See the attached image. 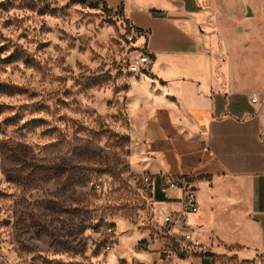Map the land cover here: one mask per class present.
Wrapping results in <instances>:
<instances>
[{"label":"rangeland","instance_id":"rangeland-1","mask_svg":"<svg viewBox=\"0 0 264 264\" xmlns=\"http://www.w3.org/2000/svg\"><path fill=\"white\" fill-rule=\"evenodd\" d=\"M145 36L98 0H0V264H118L163 236L128 110Z\"/></svg>","mask_w":264,"mask_h":264},{"label":"crops","instance_id":"crops-1","mask_svg":"<svg viewBox=\"0 0 264 264\" xmlns=\"http://www.w3.org/2000/svg\"><path fill=\"white\" fill-rule=\"evenodd\" d=\"M102 1L146 35L136 47L150 52L152 67L130 83L128 110L132 131L143 132L148 171L191 178L199 203L187 218L200 244L192 254L163 260L160 247L139 251L136 242L114 257L264 264V0ZM164 193L160 204L178 216L179 194ZM213 240L239 251L202 248Z\"/></svg>","mask_w":264,"mask_h":264},{"label":"built area","instance_id":"built-area-1","mask_svg":"<svg viewBox=\"0 0 264 264\" xmlns=\"http://www.w3.org/2000/svg\"><path fill=\"white\" fill-rule=\"evenodd\" d=\"M139 33L134 28V34ZM144 34V32L142 33ZM152 67V59L150 52L145 51L136 60L130 64V70L132 73L146 74L150 72ZM253 101H256L253 99ZM148 184L152 183V180L148 178ZM163 192L167 190L176 191L179 194V202L181 204V213L178 216L174 215L173 210L161 208L159 211L160 218V231L163 233L162 237L148 238V240H140L135 244L137 250H150V246L153 243L160 244L159 252L160 257L163 260H180L200 246V244L194 239L192 232L188 229V215L195 214L199 210L197 188L191 178L181 176L170 182L168 189H162ZM176 229L185 230L180 236L174 235ZM108 233L113 235L114 229L108 228ZM114 246L113 238L107 243V250H112ZM118 264H143L140 262H127L123 259L118 260ZM193 264V263H192Z\"/></svg>","mask_w":264,"mask_h":264},{"label":"trees","instance_id":"trees-1","mask_svg":"<svg viewBox=\"0 0 264 264\" xmlns=\"http://www.w3.org/2000/svg\"><path fill=\"white\" fill-rule=\"evenodd\" d=\"M98 1H102V0H98ZM106 6V2L102 1ZM134 28L139 32V33H143L144 30L143 29H140V28H137L136 26H134ZM146 51V50H145ZM160 178H157L156 181H155V184H154V187H155V197L156 199L159 201V202H163L165 201V193L163 192L162 188L160 187Z\"/></svg>","mask_w":264,"mask_h":264},{"label":"bare ground","instance_id":"bare-ground-1","mask_svg":"<svg viewBox=\"0 0 264 264\" xmlns=\"http://www.w3.org/2000/svg\"><path fill=\"white\" fill-rule=\"evenodd\" d=\"M114 258H116V257H114Z\"/></svg>","mask_w":264,"mask_h":264}]
</instances>
